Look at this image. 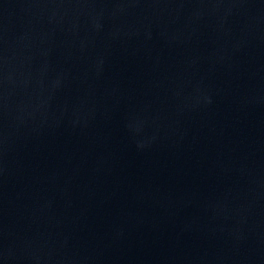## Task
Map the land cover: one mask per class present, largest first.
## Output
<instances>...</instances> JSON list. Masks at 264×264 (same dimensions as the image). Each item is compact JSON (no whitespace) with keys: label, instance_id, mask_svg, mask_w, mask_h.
I'll use <instances>...</instances> for the list:
<instances>
[{"label":"water","instance_id":"water-1","mask_svg":"<svg viewBox=\"0 0 264 264\" xmlns=\"http://www.w3.org/2000/svg\"><path fill=\"white\" fill-rule=\"evenodd\" d=\"M0 264H264V0H0Z\"/></svg>","mask_w":264,"mask_h":264}]
</instances>
